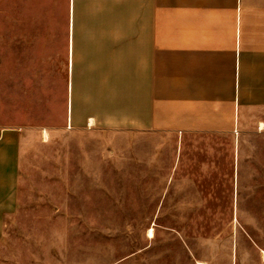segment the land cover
<instances>
[{
    "label": "crops",
    "instance_id": "0c3cea01",
    "mask_svg": "<svg viewBox=\"0 0 264 264\" xmlns=\"http://www.w3.org/2000/svg\"><path fill=\"white\" fill-rule=\"evenodd\" d=\"M63 8L51 51L61 38L69 125L179 144L162 172L163 222L264 221L250 209L264 200L239 197L264 191V0H63ZM25 145L19 130L0 131V238L18 210ZM170 230L164 243L191 264H264V244L244 229Z\"/></svg>",
    "mask_w": 264,
    "mask_h": 264
},
{
    "label": "rangeland",
    "instance_id": "374dc122",
    "mask_svg": "<svg viewBox=\"0 0 264 264\" xmlns=\"http://www.w3.org/2000/svg\"><path fill=\"white\" fill-rule=\"evenodd\" d=\"M65 22L63 0H0V131L26 135L19 206L0 238V264H191L164 243L172 238L170 229L190 236L244 229L264 244V221L171 224L157 217L163 168L176 163L179 144L162 134L69 125L61 38L51 51V28L56 36ZM239 197L257 204L264 191H241ZM250 209L264 214L263 206ZM200 256L211 254L204 249Z\"/></svg>",
    "mask_w": 264,
    "mask_h": 264
},
{
    "label": "bare ground",
    "instance_id": "6f19581e",
    "mask_svg": "<svg viewBox=\"0 0 264 264\" xmlns=\"http://www.w3.org/2000/svg\"><path fill=\"white\" fill-rule=\"evenodd\" d=\"M148 237H149V238H154V230H153V229L149 230ZM263 254H264V253H263Z\"/></svg>",
    "mask_w": 264,
    "mask_h": 264
}]
</instances>
